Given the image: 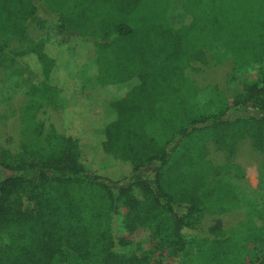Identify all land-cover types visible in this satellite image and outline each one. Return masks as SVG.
<instances>
[{
  "label": "trees",
  "instance_id": "16d2710c",
  "mask_svg": "<svg viewBox=\"0 0 264 264\" xmlns=\"http://www.w3.org/2000/svg\"><path fill=\"white\" fill-rule=\"evenodd\" d=\"M146 1L0 0V34L23 43L18 57L57 90L65 127L45 130L29 101L20 149L0 145V264H155V253L174 264H264L251 217L231 231L215 221L212 237L182 234L240 206L221 176L237 169L214 166L208 145L231 154L249 139L264 151V69L229 101L186 67L205 65L216 45L233 74L251 68L264 49V0H185L183 33L157 18L133 25ZM30 19L44 38L28 37ZM142 240L139 255L114 251Z\"/></svg>",
  "mask_w": 264,
  "mask_h": 264
},
{
  "label": "rangeland",
  "instance_id": "374dc122",
  "mask_svg": "<svg viewBox=\"0 0 264 264\" xmlns=\"http://www.w3.org/2000/svg\"><path fill=\"white\" fill-rule=\"evenodd\" d=\"M186 4L185 0H147L133 14L131 23L134 25L146 19L157 18L169 29L183 33L192 21L190 14L185 11ZM25 27L26 34L33 41H38L47 34V29L39 26L36 19L28 20ZM23 48L24 44L16 38L0 34V145L11 152L20 149L24 141L20 113L21 107L29 101L36 104V118L44 124L45 130L53 127L58 133L65 131L64 102L56 89L31 72L26 62L18 57V52ZM221 51L222 48L214 45L206 53L209 56L207 63L202 65L192 62L186 67L185 74L200 89L215 87L231 101L235 95L241 93L247 79L253 78L258 71L264 69V49L261 58L241 75L233 74V64L228 56H214L215 52ZM206 159L214 166L231 164L237 169L227 174L222 171L221 176L233 187L240 206L226 214L205 217L195 228L184 230L183 237H212L209 228L215 221L221 222L223 230L231 231L251 217L255 222L252 224L258 227L261 237V241L251 248L257 249V255L262 257L264 246L260 247V244L264 243V217L261 216L264 213V151L254 150L251 141L244 139L231 154L209 144ZM94 170L103 171V167L98 166ZM4 176L0 173V178ZM112 230L115 236L123 232L119 216L113 218ZM148 247L147 240H142L132 246L115 245L114 251L125 255H139ZM152 261L155 264H174L165 255L158 253L154 254Z\"/></svg>",
  "mask_w": 264,
  "mask_h": 264
}]
</instances>
